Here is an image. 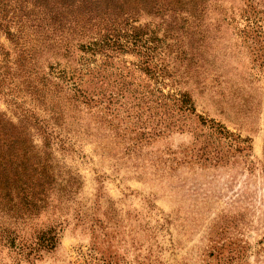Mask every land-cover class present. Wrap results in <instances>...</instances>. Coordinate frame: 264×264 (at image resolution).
<instances>
[{"label":"rangeland","instance_id":"374dc122","mask_svg":"<svg viewBox=\"0 0 264 264\" xmlns=\"http://www.w3.org/2000/svg\"><path fill=\"white\" fill-rule=\"evenodd\" d=\"M111 1L103 18L127 12L161 41L91 54L87 32L49 13L54 0H11L22 9L8 31L23 26L0 27V113L60 110L51 148L76 182L28 218H2L0 264H264V0L195 12ZM71 82L93 100L73 99Z\"/></svg>","mask_w":264,"mask_h":264},{"label":"trees","instance_id":"16d2710c","mask_svg":"<svg viewBox=\"0 0 264 264\" xmlns=\"http://www.w3.org/2000/svg\"><path fill=\"white\" fill-rule=\"evenodd\" d=\"M116 1L113 0L109 4L114 8V11L115 9L120 10L123 6L151 5L155 9H160L165 5H170L171 7H179L178 9L181 11L183 10L182 7L192 8V11L195 12L197 11V4L202 0ZM54 2L48 11L52 13L53 17L60 15L64 19L63 22L59 23L62 24L61 26L72 22L73 29L78 28L81 33L87 32V36H90V40L81 44L82 50L85 52L95 54L97 52L105 53L112 49L122 50L127 48L129 44L135 43H140L146 49L145 44L149 42V39L161 41L155 35L156 31L148 29L146 24L135 25L136 19H132L127 12L113 13V11L110 13L116 14V16L103 18L100 12L105 10L104 12L109 15L106 9L110 7L98 8L99 4L102 3L101 0H54ZM91 5L96 10L95 17L89 15ZM68 8L70 13L64 16L63 13ZM16 9L21 13V3L0 0V27L4 26L5 32L11 37H19L20 29L23 26L21 20L18 23V19L15 23L18 27L16 32L8 31L7 23L14 17ZM73 11L76 13L72 14ZM26 14L27 19L31 18V22L36 21L35 7L27 9ZM72 79L73 74L68 80ZM71 83L72 85L67 86L66 90L69 88L75 90L71 95L73 99L81 98L83 103L86 99L93 100V96H89L87 92L77 88L75 82ZM181 101L186 105L190 104L192 109V103L188 97L184 96ZM52 112L50 119H54V125L58 126L62 112L60 110ZM17 118V121L14 122L0 113V233H3L7 241L8 238L12 240V231L3 224L2 218H14V220L23 217L28 218L44 209L53 200L60 201L63 192L67 191L66 188L68 190L73 188L71 186L76 182L73 176L68 175V177L63 178L59 173L51 143L62 145L64 139L52 135L54 133L49 129V127H53L49 123L50 119H38L32 113H24ZM36 134L41 139L40 144L34 141L33 137ZM54 239L55 234L52 228L41 231L36 236V240L40 241L43 246L53 245ZM27 248L32 249L33 247L28 245Z\"/></svg>","mask_w":264,"mask_h":264}]
</instances>
